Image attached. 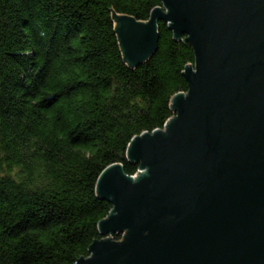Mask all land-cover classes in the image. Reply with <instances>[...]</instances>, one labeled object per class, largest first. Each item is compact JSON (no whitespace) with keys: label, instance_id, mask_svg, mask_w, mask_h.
I'll use <instances>...</instances> for the list:
<instances>
[{"label":"trees","instance_id":"trees-1","mask_svg":"<svg viewBox=\"0 0 264 264\" xmlns=\"http://www.w3.org/2000/svg\"><path fill=\"white\" fill-rule=\"evenodd\" d=\"M157 8L162 0H0V264H76L104 238L114 206L100 176L112 165L135 176L133 139L164 129L189 91L194 50L164 21L152 55L126 60L115 19L146 23Z\"/></svg>","mask_w":264,"mask_h":264},{"label":"water","instance_id":"water-1","mask_svg":"<svg viewBox=\"0 0 264 264\" xmlns=\"http://www.w3.org/2000/svg\"><path fill=\"white\" fill-rule=\"evenodd\" d=\"M115 20L128 64L156 50L159 21L195 64L164 129L130 144L138 173L100 176L114 208L76 264H264V0H162L146 23Z\"/></svg>","mask_w":264,"mask_h":264},{"label":"rangeland","instance_id":"rangeland-1","mask_svg":"<svg viewBox=\"0 0 264 264\" xmlns=\"http://www.w3.org/2000/svg\"><path fill=\"white\" fill-rule=\"evenodd\" d=\"M114 239V238H113Z\"/></svg>","mask_w":264,"mask_h":264}]
</instances>
